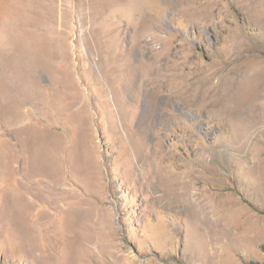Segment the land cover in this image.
<instances>
[{"label":"rangeland","instance_id":"374dc122","mask_svg":"<svg viewBox=\"0 0 264 264\" xmlns=\"http://www.w3.org/2000/svg\"><path fill=\"white\" fill-rule=\"evenodd\" d=\"M262 70L264 0H0V264H264Z\"/></svg>","mask_w":264,"mask_h":264},{"label":"bare ground","instance_id":"6f19581e","mask_svg":"<svg viewBox=\"0 0 264 264\" xmlns=\"http://www.w3.org/2000/svg\"><path fill=\"white\" fill-rule=\"evenodd\" d=\"M262 71L264 72V70ZM253 74L257 75L258 73H253ZM256 75L255 77L257 79L255 80L254 78L250 76V74L243 73L240 76V82H236V83L234 82L233 79L231 82L217 81L216 83H212L211 81H208L207 84L205 85V88H207V90L210 92V95L208 97L209 98L208 106L221 110L220 112L222 114L230 115L231 116L230 118L232 120L233 119L237 121L238 120L239 121L249 120V117L251 115L249 110H252V109H255L256 114L254 115V117L258 116V117H262L263 119L264 118V73L259 72V74L257 76ZM249 84L251 85L254 84V86H257V87H254L252 85L251 87L255 88V90L250 88L245 92V89L243 88L244 89L243 90L242 87L249 85ZM234 85H236V88H235L236 91L232 90L235 87ZM237 88H241L240 93L237 92ZM32 173H35V171H32ZM176 186L178 187V189L176 190H178L179 192V190H181L179 188H181L182 185L180 186L179 184H176ZM19 187H22V185H20ZM182 190L185 193L187 188H184V186H182ZM196 190H195V187H190V189L187 192L189 197L191 198L196 197L197 199V194H199V192H197L198 190L197 191ZM33 191L36 192L34 188H31L29 190V193H32ZM19 198H20V202L24 205L33 203L31 200H28V194L24 192H21V191L19 192Z\"/></svg>","mask_w":264,"mask_h":264},{"label":"crops","instance_id":"0c3cea01","mask_svg":"<svg viewBox=\"0 0 264 264\" xmlns=\"http://www.w3.org/2000/svg\"><path fill=\"white\" fill-rule=\"evenodd\" d=\"M0 164H2V166H1L2 168L0 170H2V172H5V170L7 169L6 165H8V161L6 162L5 160H2L0 162ZM16 190H17V188H16ZM17 192H18V194H16V195L12 194L13 193L12 192L11 194L8 195V197H11V195L15 196V197H13V199L16 200L19 205H17L16 208L13 209V216L14 217H21L23 215L24 210H26V208L30 207L31 204H28V205L22 204L20 202V198H19V192L20 191L17 190ZM10 200H12V198H10Z\"/></svg>","mask_w":264,"mask_h":264}]
</instances>
